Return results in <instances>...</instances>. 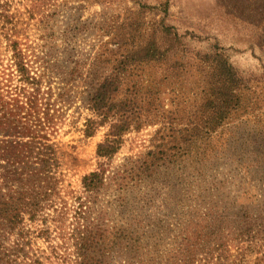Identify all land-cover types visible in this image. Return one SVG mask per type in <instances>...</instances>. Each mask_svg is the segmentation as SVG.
Masks as SVG:
<instances>
[{
    "label": "rangeland",
    "instance_id": "374dc122",
    "mask_svg": "<svg viewBox=\"0 0 264 264\" xmlns=\"http://www.w3.org/2000/svg\"><path fill=\"white\" fill-rule=\"evenodd\" d=\"M162 22L182 37V46L172 49L170 65L130 67L135 76L123 93L141 102V129L125 135L107 162V175L119 174L123 181L109 180L89 215L105 220L111 231L138 225L147 233L139 258L166 262L190 260V231L197 224L225 216L224 227L231 230L244 207L264 213V161L256 158L264 147V0H0V60L6 64L9 57L7 38H18L46 72L57 112L52 142L59 159L58 196L36 221L26 218L20 230L2 237L8 252L19 245L17 264H76L82 180L104 162L97 149L109 132L105 126L86 136L93 118L88 100L116 60L161 38ZM214 48L228 56L248 91L232 120L211 133L210 73L195 61ZM194 133L197 144L180 141ZM181 147L186 148L179 153ZM194 149L197 164L190 159ZM151 151L174 157L139 183L133 169ZM213 249L214 244L207 250ZM239 250L232 246L227 260L252 264L258 256ZM135 256L123 249L109 260L117 264Z\"/></svg>",
    "mask_w": 264,
    "mask_h": 264
},
{
    "label": "trees",
    "instance_id": "16d2710c",
    "mask_svg": "<svg viewBox=\"0 0 264 264\" xmlns=\"http://www.w3.org/2000/svg\"><path fill=\"white\" fill-rule=\"evenodd\" d=\"M164 12L167 14L168 9ZM160 32L159 40H148L134 53L116 60L111 72L101 77L88 100L93 118L87 121L86 136L94 137L105 126H109V132L97 149V157L105 163L82 180L85 197L78 198L76 208L81 216L75 236L76 264H113V260H109L113 251L117 253L123 249L136 256L130 260H114L117 264H247L245 260H227L226 256L230 252V259L232 246L239 250L240 245L245 244L246 247L239 251L242 253L249 249L251 253L257 252L252 264H264V213H250L248 206L235 215L233 222L237 228L229 230L224 227L225 216H220L215 222L206 220L207 226L197 224L195 230L190 231V260L166 262L139 258V248L147 239V233L138 225L111 231L105 220H96L89 215L88 211H92L98 199L105 194L109 180L123 181L119 174L107 175V162L121 150L125 135L141 129L143 106L135 96L123 93L125 85L135 76V70L130 67L153 65L160 61L170 65L175 58L170 54L172 49L182 46V37L174 28L162 22ZM214 49L205 56L198 53L195 61L205 73L207 68L210 73L206 77L209 95L206 107L211 112V133L232 120L248 91L247 83L228 56L222 50ZM7 52V63L0 60V264H17L13 256L19 251V245L11 254L1 244L2 237L5 233L20 230L26 218L36 221L47 201L58 196L60 183L56 174L59 159L56 145L52 142L57 112L51 84L46 85L47 74L37 60L13 36L7 38ZM199 140L195 133L191 139L190 136L180 138L184 144H197ZM184 148L181 147L179 153ZM260 151L256 158L261 162L264 161V147ZM179 153L175 155L177 158ZM196 156L200 154L195 149L190 150V159L195 164L199 163ZM167 157L174 156L151 151L138 161L132 169L139 183L152 178L158 172L159 163L167 161ZM231 243L234 245L229 251ZM213 244V251L207 250ZM36 263L40 264V260Z\"/></svg>",
    "mask_w": 264,
    "mask_h": 264
}]
</instances>
